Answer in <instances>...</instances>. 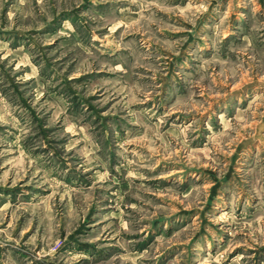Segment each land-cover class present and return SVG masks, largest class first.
Wrapping results in <instances>:
<instances>
[{
    "label": "rangeland",
    "instance_id": "1",
    "mask_svg": "<svg viewBox=\"0 0 264 264\" xmlns=\"http://www.w3.org/2000/svg\"><path fill=\"white\" fill-rule=\"evenodd\" d=\"M0 264H264V0H0Z\"/></svg>",
    "mask_w": 264,
    "mask_h": 264
}]
</instances>
